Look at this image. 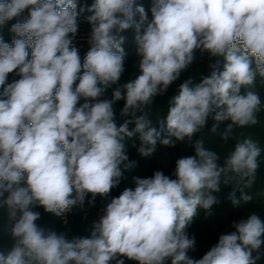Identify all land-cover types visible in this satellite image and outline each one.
<instances>
[{
  "label": "clouds",
  "instance_id": "9594fccd",
  "mask_svg": "<svg viewBox=\"0 0 264 264\" xmlns=\"http://www.w3.org/2000/svg\"><path fill=\"white\" fill-rule=\"evenodd\" d=\"M26 9L28 18L11 27V44L0 37V209L14 222L0 264H257L264 256L257 214L234 221V231L200 259L189 255L195 237L187 229L198 209L211 214L222 183L256 182L261 148L254 140L237 142L220 166L203 130L209 119L231 121L221 135L227 140L234 126L258 123L261 99L253 89L258 77L264 82V0H152L151 20L136 0H94L83 55L74 44L85 11L77 0H0V26ZM130 28L139 59L136 74L121 83V33ZM196 50L216 58L210 74L181 83L166 116L153 124L154 98L188 69ZM14 72L20 78L8 83ZM132 138L142 156L157 142L184 141L194 155L176 161L174 178L162 171L136 178L134 190L106 204L88 238L69 239L36 223L37 207L59 217L89 195V204L107 198L135 165L125 145ZM240 190L239 200L230 194L233 205L252 200Z\"/></svg>",
  "mask_w": 264,
  "mask_h": 264
},
{
  "label": "trees",
  "instance_id": "16d2710c",
  "mask_svg": "<svg viewBox=\"0 0 264 264\" xmlns=\"http://www.w3.org/2000/svg\"><path fill=\"white\" fill-rule=\"evenodd\" d=\"M77 1L82 2L84 0ZM89 2L88 3L90 5H84L86 13H88L86 10L87 7L91 6L94 0H89ZM151 2L152 0H136V5H142L145 8L146 12L148 13L149 20H151V7L148 8V6ZM29 11L30 9H26L25 13L29 15ZM138 18L139 15L137 14L135 19L138 21ZM121 35L125 37L124 44L122 45L125 53L131 52L125 57L124 66L129 64L132 65V61L134 62V59L137 58L135 54V28H130L121 33ZM215 61L216 59L212 58L208 53L205 52L202 54L199 50H196L194 62L181 74L182 76H187L189 78L195 76L198 80L197 83H199L202 77L208 76L210 74V65L215 63ZM180 84L176 81L173 82L163 95H158L154 98L153 103L158 102L159 105H152V109L149 113L153 124H156L159 119L166 116L170 98L177 94ZM258 94L262 96V93ZM262 107L263 112H259L258 117L264 118V105H262ZM230 123L231 121H223L217 124L216 121L209 119L205 129L203 130L205 147L217 152V154L220 156V159L217 161V163L220 166H223L224 158L234 149V146L237 142H240L246 138L254 140L261 148V156L259 157L260 168L257 172L256 182L251 187H245L244 183L239 181L238 178L230 180L229 184L227 185L222 183L220 192L214 193V195L217 197L218 203L213 205L212 209L210 210L211 214H207L203 209H198V214L193 219V222L188 227L187 231L194 224L201 223L214 227L219 225L218 227H222L221 234H227L231 231H234V228L232 227L234 221H238L241 218H247V216L251 213L257 214L262 220H264V129H262V122L259 120L256 125L245 128L234 126L229 134L228 139L224 140L221 138V135L225 132ZM214 125L216 126L215 132L212 131ZM125 145L126 148H128L127 155L129 160L134 161L135 165L129 170H123V175L118 185L119 195L126 188L134 190L136 187V178H150L156 171H162L165 175L173 177L176 161L181 157L194 155V149L187 141L177 142L173 147L163 146L157 142L156 151L151 156H142L138 153L137 149L140 146V142L138 140L135 141V138L126 140ZM239 188L251 195L252 200L248 203L240 200L238 205H233L232 200L229 198L230 194L234 192L236 199L239 200L242 194ZM7 225H9V222H7ZM38 225L46 230L53 229L51 224L45 222H40ZM10 229L11 228H8L7 226V228H5L3 231H0V252L6 253L11 248L12 239L10 235ZM214 237L210 239H214V243L216 244L218 242L217 235L215 234ZM261 251L264 252V247H262ZM202 257L199 256V259ZM257 264H264V256H262L261 259L257 261Z\"/></svg>",
  "mask_w": 264,
  "mask_h": 264
},
{
  "label": "rangeland",
  "instance_id": "374dc122",
  "mask_svg": "<svg viewBox=\"0 0 264 264\" xmlns=\"http://www.w3.org/2000/svg\"><path fill=\"white\" fill-rule=\"evenodd\" d=\"M89 0H84L82 2L77 1L78 3V11L80 7H85L84 5H88ZM87 3V4H86ZM90 5V4H89ZM152 6V2L148 6L150 8ZM90 15L86 13L85 11L81 13L78 17V24L79 29L78 33L74 39V44L76 47L79 48L81 55L85 54L89 48V38L91 34V25L87 22L86 17ZM28 14L21 13L20 16L12 19L11 21H8L5 25L0 26V37L3 38V40L9 44H11L12 40L15 38V34L11 32V27L16 22H23L28 18ZM136 18V17H135ZM139 19V18H138ZM29 56L28 59L31 58V49H28ZM127 52V51H126ZM131 52H127L126 56L129 55ZM125 56V57H126ZM138 57L134 59V62L132 61V65H125V72L121 78V83L127 81L128 79L133 78V76L136 74L137 71V64H138ZM216 59V58H215ZM221 61V65L223 63V58H218ZM20 77L14 73H10L8 76V83L13 82L14 80H18ZM186 80H191L193 84L197 83V78L192 76L191 78L187 76H181L176 80V82L183 83ZM78 83V82H77ZM257 93H262L261 96V110L260 113L263 112L264 105V82L261 81V79L258 77L256 85L253 89ZM110 91L107 95H110ZM83 101H81L82 103ZM123 101L117 102L116 105V112H117V120L118 122H123V118L119 116V110L123 107ZM153 105H159L158 102H154ZM259 112L257 113V120L261 121L262 129H264V118L258 117ZM260 125V124H259ZM260 125V126H261ZM131 127V126H130ZM264 131V130H263ZM118 186L111 190L109 196L107 198H101L97 196L95 202L93 204H89L88 200L91 199V196L86 198L84 205L75 207L71 212H68L62 216H55L54 214L47 213L44 211L42 207H37L34 209V211H38L40 213V219L36 222L37 224L40 222H45L48 224H51L53 226V229L57 232L65 233L69 239L72 238H88L91 235L92 231V225L94 222H96L99 217L103 214V209L106 206L107 203L110 202V200L114 197H118ZM7 222H9V225H7ZM14 222L9 220L6 213L0 209V231L4 230L5 228H11L12 224ZM219 226V225H218ZM214 227L208 224H201L196 223L194 224L187 232L190 236L195 237V248L193 251L189 253V255L194 259H199V256H203L206 254L208 250L212 246L215 245L214 243V235H217V238L219 239V236L221 235V228L222 227ZM224 229V228H223ZM211 236V237H210ZM214 239H210L213 238ZM217 239V240H218ZM125 264H136L135 261L127 260L125 259Z\"/></svg>",
  "mask_w": 264,
  "mask_h": 264
}]
</instances>
